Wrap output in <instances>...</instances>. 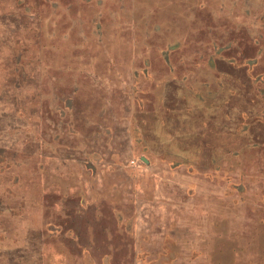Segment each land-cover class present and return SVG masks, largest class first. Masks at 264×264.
<instances>
[{"label":"rangeland","instance_id":"1","mask_svg":"<svg viewBox=\"0 0 264 264\" xmlns=\"http://www.w3.org/2000/svg\"><path fill=\"white\" fill-rule=\"evenodd\" d=\"M0 264H264V0H0Z\"/></svg>","mask_w":264,"mask_h":264},{"label":"crops","instance_id":"2","mask_svg":"<svg viewBox=\"0 0 264 264\" xmlns=\"http://www.w3.org/2000/svg\"><path fill=\"white\" fill-rule=\"evenodd\" d=\"M171 93H173L175 96L178 97L177 87H175V86L172 87ZM183 110L184 109H182V108L174 107L170 104L164 103L163 105L160 106V109L156 110L157 112L150 111V113H151L153 123H155L154 121H156L157 125H158L159 119H161L162 117L164 118L168 115H170L174 119L173 120L174 123L181 124L184 122L185 124H189V125L194 124L195 123L194 120H191L190 117H187L184 113H182ZM190 121H192V122H190ZM195 121H196V123L199 124L198 120H195ZM189 125H187L188 127L185 130H187L188 136L190 135L192 137V136H194L193 133L196 131L194 130V128L189 127Z\"/></svg>","mask_w":264,"mask_h":264},{"label":"trees","instance_id":"3","mask_svg":"<svg viewBox=\"0 0 264 264\" xmlns=\"http://www.w3.org/2000/svg\"><path fill=\"white\" fill-rule=\"evenodd\" d=\"M220 60H222V59H220ZM170 97H171L172 99H178V98H180L179 96H178V97L175 96L173 93L170 94ZM203 118L208 119V117H206V116L204 115L203 112H200V117H199V118H196V120H198L199 124H202L203 127L206 128V127H207L206 124H208V123L204 124V123H203V120H202ZM208 121H209V119H208ZM208 121H206V122H208ZM188 125H189V124H188ZM199 126H201V125H199ZM189 127H192V128L195 129L194 124H190ZM194 135H199L198 137H200L201 141H202V140L205 141V137L202 136V134H200V133L198 134V132H194ZM201 137H202V138H201Z\"/></svg>","mask_w":264,"mask_h":264}]
</instances>
